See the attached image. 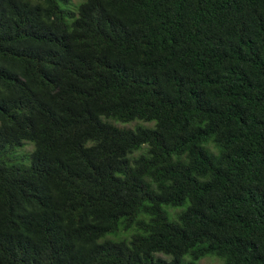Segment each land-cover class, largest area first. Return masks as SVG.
I'll list each match as a JSON object with an SVG mask.
<instances>
[{
  "label": "trees",
  "instance_id": "trees-1",
  "mask_svg": "<svg viewBox=\"0 0 264 264\" xmlns=\"http://www.w3.org/2000/svg\"><path fill=\"white\" fill-rule=\"evenodd\" d=\"M207 256L264 264V0H0V264Z\"/></svg>",
  "mask_w": 264,
  "mask_h": 264
},
{
  "label": "rangeland",
  "instance_id": "rangeland-1",
  "mask_svg": "<svg viewBox=\"0 0 264 264\" xmlns=\"http://www.w3.org/2000/svg\"><path fill=\"white\" fill-rule=\"evenodd\" d=\"M73 1L79 2L80 0H73ZM116 124L119 126H124V127H134L136 125V122H131V123L116 122ZM32 149H33V144L26 143V145L21 148V152H29ZM160 255L164 256L163 254H160ZM199 263L200 264H223V261L216 256H207V257L202 258Z\"/></svg>",
  "mask_w": 264,
  "mask_h": 264
}]
</instances>
